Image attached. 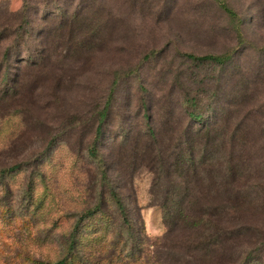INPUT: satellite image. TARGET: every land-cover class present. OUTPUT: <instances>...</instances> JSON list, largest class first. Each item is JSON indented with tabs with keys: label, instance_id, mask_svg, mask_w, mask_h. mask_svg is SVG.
I'll return each instance as SVG.
<instances>
[{
	"label": "rangeland",
	"instance_id": "1",
	"mask_svg": "<svg viewBox=\"0 0 264 264\" xmlns=\"http://www.w3.org/2000/svg\"><path fill=\"white\" fill-rule=\"evenodd\" d=\"M234 145L264 161V0H0V264H264Z\"/></svg>",
	"mask_w": 264,
	"mask_h": 264
},
{
	"label": "trees",
	"instance_id": "2",
	"mask_svg": "<svg viewBox=\"0 0 264 264\" xmlns=\"http://www.w3.org/2000/svg\"><path fill=\"white\" fill-rule=\"evenodd\" d=\"M222 2V0H219ZM216 60L219 58L205 57L203 61ZM197 118L198 115L193 114ZM190 155L193 156L194 148L189 146ZM217 149L213 159L217 164L214 170L215 178L222 176V162L220 161V149ZM245 149L234 145L231 147L230 159L228 161V214L229 221L233 226L232 232H236L238 227L242 226V218L246 211L255 207L264 211V161L255 163L249 157L246 161ZM252 162V163H251ZM217 182V181H216ZM218 196V194H216ZM219 205V203H217ZM220 207H218L219 209ZM241 233V232H240ZM238 234L236 237H239ZM72 244L71 249H75ZM73 251H71V255ZM55 264H68V258L58 260Z\"/></svg>",
	"mask_w": 264,
	"mask_h": 264
}]
</instances>
